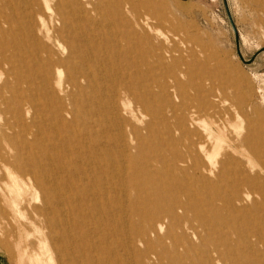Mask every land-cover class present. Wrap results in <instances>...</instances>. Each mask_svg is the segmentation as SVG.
Segmentation results:
<instances>
[{"label": "bare ground", "instance_id": "6f19581e", "mask_svg": "<svg viewBox=\"0 0 264 264\" xmlns=\"http://www.w3.org/2000/svg\"><path fill=\"white\" fill-rule=\"evenodd\" d=\"M17 4L29 38L16 42L1 27L0 77L18 84L33 115L20 114L17 134L0 131V242L9 256L23 231L32 264H264L263 134L228 136L233 116L210 75L191 97L195 50L156 89L139 79L135 55L124 63L135 0H117L128 30L114 37H89L96 0ZM7 37L18 59L2 52ZM129 101L131 116L148 117L142 127L123 117ZM6 174L25 178L32 195H6ZM165 212L182 221L179 234Z\"/></svg>", "mask_w": 264, "mask_h": 264}, {"label": "rangeland", "instance_id": "374dc122", "mask_svg": "<svg viewBox=\"0 0 264 264\" xmlns=\"http://www.w3.org/2000/svg\"><path fill=\"white\" fill-rule=\"evenodd\" d=\"M18 2L23 3L24 0H0V29L3 27L16 32V42L29 38L26 33L27 21L17 8ZM96 3L99 6L97 11H91L89 16L92 15L99 20L98 27L89 33V37H95L100 33L114 37L128 30L125 21L119 19L115 12L117 0L114 2L96 0ZM228 3L240 36L242 54L245 59L255 57L251 63H245L238 54L235 31L224 0H135V39L128 42L131 52L127 53L124 63L128 64L127 62L135 55V71H138L139 79L154 83L158 89L159 83H173L170 77L173 72L182 74L180 70L191 57L189 50H195L200 62L189 66L193 72L192 85L187 87V78L181 76L184 85L190 89L188 93L191 97L197 94L196 90L191 88L195 87L196 83L204 82V85H208L210 80L204 78L210 75L212 82L226 94L223 106L229 107L233 116L228 121V130L231 128L227 131L230 134L228 136L236 134L237 131L246 132L251 127L256 133L259 131L263 134L264 138V50L259 52L264 47V0H228ZM20 28H23L24 35H21ZM9 37L8 44L2 47V52L18 59L12 51L15 41ZM180 50H183L182 53ZM160 56H163V59ZM6 78L10 77L6 75L0 77V131L13 135L22 129L20 114H24L29 120L33 111L30 104L21 97L18 84L11 79L6 83ZM108 92L114 93L110 90ZM237 100L238 102H235ZM123 103L124 100L121 105ZM128 104L130 108L123 110V117L135 120V124L142 127L148 121V117L140 114L139 118L131 116L129 109L135 112V101H129ZM239 108L245 117L236 115ZM143 135L146 137L148 131L143 129ZM226 149L227 143L223 142L220 157ZM261 174L264 176V170ZM6 176L10 184L6 195L13 196L17 193L32 195L24 181L25 178L21 179L16 174ZM14 180H17L18 186ZM145 186L143 184V187ZM6 209L15 212L13 205ZM164 217L166 221H174L176 232L180 230L182 227L180 218L167 212L164 213ZM147 221L153 220H144L145 223ZM205 232L204 229L200 231L206 236ZM3 233H0V237L6 236ZM10 236L8 233L9 238ZM22 236L23 241L17 250L14 249L12 257L9 256L7 245L0 242V264L33 263L34 256L24 243L27 232L22 231Z\"/></svg>", "mask_w": 264, "mask_h": 264}, {"label": "water", "instance_id": "95a60500", "mask_svg": "<svg viewBox=\"0 0 264 264\" xmlns=\"http://www.w3.org/2000/svg\"><path fill=\"white\" fill-rule=\"evenodd\" d=\"M224 3H225V7H226V10H227V13H228V17L232 23V26H233V29L235 31V37H236V44H237V51H238V54L239 56L242 58V60L245 62V63H251L255 57H252L250 59H245L243 57V54H242V51H241V47H240V36H239V33H238V30H237V27L235 25V22H234V19H233V16H232V13H231V10H230V6H229V3H228V0H224ZM264 50V47L262 49L259 50L260 51H263Z\"/></svg>", "mask_w": 264, "mask_h": 264}]
</instances>
